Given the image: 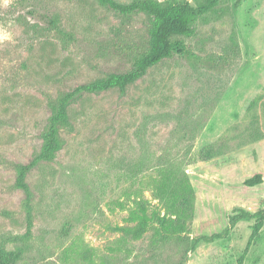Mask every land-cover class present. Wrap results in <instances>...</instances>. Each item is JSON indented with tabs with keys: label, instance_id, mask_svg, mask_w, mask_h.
<instances>
[{
	"label": "rangeland",
	"instance_id": "1",
	"mask_svg": "<svg viewBox=\"0 0 264 264\" xmlns=\"http://www.w3.org/2000/svg\"><path fill=\"white\" fill-rule=\"evenodd\" d=\"M195 30L171 38L191 57L70 104L54 159L26 176L28 227L17 167L59 97L133 69L149 19L97 0H0V245L24 249L16 264H264V218L229 221L264 212V183L243 185L264 176V0H221Z\"/></svg>",
	"mask_w": 264,
	"mask_h": 264
},
{
	"label": "trees",
	"instance_id": "2",
	"mask_svg": "<svg viewBox=\"0 0 264 264\" xmlns=\"http://www.w3.org/2000/svg\"><path fill=\"white\" fill-rule=\"evenodd\" d=\"M221 0H200L195 6L188 2L164 4L157 0H132L130 3L121 4L114 0H97V2L121 18H130L135 15H145L149 19V39L147 51L138 52L133 69L124 74H111L104 79L82 84L58 98L48 119L45 131L42 134V146L33 160L27 165L17 167L16 186L27 196V223L31 227L29 212L30 191L26 184V176L40 162H49L54 159L56 152L61 147L59 131L68 122V107L83 94H99L111 89H118L124 93L127 86L134 84L142 78L148 69L155 67L161 61L171 58L177 53L181 58H189V50L171 40L173 37L192 38L195 36V25L198 21L206 22L216 11ZM40 19L51 28H56V21L45 15ZM131 51L133 49L131 48ZM264 183V176L256 174L244 181L243 185L252 188ZM262 220L264 212L250 214L239 212L230 217V225L248 219ZM256 224V228H259ZM29 239V231L22 237L6 238L7 242L21 241L24 244ZM24 249L17 247L7 250L0 245V264H16Z\"/></svg>",
	"mask_w": 264,
	"mask_h": 264
}]
</instances>
